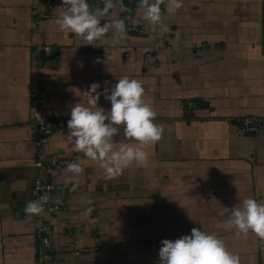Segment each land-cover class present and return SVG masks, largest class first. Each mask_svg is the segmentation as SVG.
Instances as JSON below:
<instances>
[{"label": "crops", "instance_id": "obj_1", "mask_svg": "<svg viewBox=\"0 0 264 264\" xmlns=\"http://www.w3.org/2000/svg\"><path fill=\"white\" fill-rule=\"evenodd\" d=\"M48 2L49 17L36 24L35 9ZM138 3L121 0L99 17L108 26L124 20L127 38L116 39L109 27L105 38L85 45L56 25L67 11L62 0H0V264H159L161 241L194 227L215 233L241 264H264V241L225 230L221 215L246 198L264 204V130L239 131L242 117L264 118V0H183L175 12L162 5L168 32L145 21ZM123 76L141 82L163 135L145 147V165L107 179L63 135L91 84L103 92ZM38 89L46 94L40 116L64 129L48 138L44 153L84 171L67 182V166L43 170L45 182L71 190L54 197L55 213L43 207L31 216L24 209L38 174ZM98 107L109 111L110 101L101 96ZM114 140L135 147L123 126ZM38 219L50 227L47 262Z\"/></svg>", "mask_w": 264, "mask_h": 264}, {"label": "clouds", "instance_id": "obj_2", "mask_svg": "<svg viewBox=\"0 0 264 264\" xmlns=\"http://www.w3.org/2000/svg\"><path fill=\"white\" fill-rule=\"evenodd\" d=\"M62 2L67 11L56 19V25L60 31L82 38L86 41L85 45L105 38L109 27L116 39L127 38L124 20L117 18L108 26L102 25L99 19L116 6L113 0H104L103 9H93L88 0ZM162 5L169 12H175L183 7V0H139L138 9L143 12L145 21L168 32L170 29L162 20ZM99 88L98 83H93L83 92L86 103L80 102L71 108L68 132L66 136L62 135L66 143L97 163L107 179H113L133 163L143 166L148 162L149 156L144 149L162 139L163 128L155 122L157 114L145 102V89L138 80L123 76L111 89L105 87L101 92ZM101 96L110 101L109 111L98 107ZM120 126H123L126 137L135 142V147L123 143L118 146L114 137L118 135ZM83 171L79 163H69L66 168L70 174L67 182L78 180ZM41 199L46 200L45 197ZM24 210L31 216L44 212L42 203L37 201H30ZM221 215L227 217L223 225L225 230L235 228L237 235L246 237L252 233L264 241V204L254 198H246L242 208L223 207ZM158 257L159 264H241L239 255L229 252L224 241L215 233L209 234L195 227L190 235L174 241L162 240Z\"/></svg>", "mask_w": 264, "mask_h": 264}, {"label": "built area", "instance_id": "obj_3", "mask_svg": "<svg viewBox=\"0 0 264 264\" xmlns=\"http://www.w3.org/2000/svg\"><path fill=\"white\" fill-rule=\"evenodd\" d=\"M90 3L93 9H103L104 7V0H90ZM113 3H118L120 6L122 5L121 0H113ZM52 8L53 4H45L44 8H36L34 11L36 24H39L43 19H46ZM43 50L44 52H50V48L48 46L44 47ZM34 95L36 101L38 102V107L34 109L33 113V127H37L38 129L35 140L34 162V165L38 170V174L33 182L31 198L32 201L41 202L43 207H46L45 209L49 213H55L59 209V206L54 202V197L70 191L71 187L67 184L45 182L41 173L49 167H66L69 163L74 162V160H63L59 158L57 153H44V145L46 144L48 138L56 131L62 133L64 129L61 125L55 124L49 119L40 116L38 109L46 102V94L44 90L38 89ZM239 125V131L242 135H256L264 130V118L244 116L239 120ZM42 197H45L46 200H42ZM35 235L39 246L38 249L41 260L47 262L50 260V256L46 252L51 244L49 225L43 220L38 219L35 226Z\"/></svg>", "mask_w": 264, "mask_h": 264}, {"label": "rangeland", "instance_id": "obj_4", "mask_svg": "<svg viewBox=\"0 0 264 264\" xmlns=\"http://www.w3.org/2000/svg\"><path fill=\"white\" fill-rule=\"evenodd\" d=\"M88 3H89V5L91 6L90 0H88ZM46 4H52V3L48 2V3H46ZM117 4H118V3H116L115 5H117ZM118 5H119V4H118ZM48 17H49V13H48L47 18H48ZM47 18H46V19H47ZM43 20H45V19H43ZM43 20H42V21H43ZM42 21H41V22H42ZM41 22H40V23H41ZM254 117H255V116H254Z\"/></svg>", "mask_w": 264, "mask_h": 264}, {"label": "water", "instance_id": "obj_5", "mask_svg": "<svg viewBox=\"0 0 264 264\" xmlns=\"http://www.w3.org/2000/svg\"><path fill=\"white\" fill-rule=\"evenodd\" d=\"M123 4L127 5V3L124 1Z\"/></svg>", "mask_w": 264, "mask_h": 264}]
</instances>
